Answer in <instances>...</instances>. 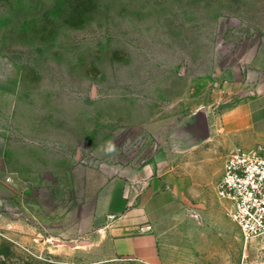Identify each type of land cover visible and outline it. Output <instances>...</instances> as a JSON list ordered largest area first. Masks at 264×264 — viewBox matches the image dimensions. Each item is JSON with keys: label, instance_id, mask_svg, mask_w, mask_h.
<instances>
[{"label": "rangeland", "instance_id": "obj_1", "mask_svg": "<svg viewBox=\"0 0 264 264\" xmlns=\"http://www.w3.org/2000/svg\"><path fill=\"white\" fill-rule=\"evenodd\" d=\"M260 81L264 0H0V264H264L216 195L232 148L264 155V119L222 121ZM167 169L153 263L87 238Z\"/></svg>", "mask_w": 264, "mask_h": 264}, {"label": "crops", "instance_id": "obj_2", "mask_svg": "<svg viewBox=\"0 0 264 264\" xmlns=\"http://www.w3.org/2000/svg\"><path fill=\"white\" fill-rule=\"evenodd\" d=\"M256 86L258 90L264 89V81H260ZM193 116H201L205 122L207 121V127L212 129L213 119L208 111L198 110ZM260 119H264V98L250 99L223 114V130L226 134L252 130ZM163 174L165 176L162 178L166 179V182H163L165 188L153 189L155 186L153 187L151 182V191L144 192L140 189L134 196L128 189L123 191L118 189L120 187L118 184L112 185L99 202L96 230L87 238H105L112 256L153 263L157 254L154 226L167 216L176 203L175 191L169 188V170L165 172L162 170Z\"/></svg>", "mask_w": 264, "mask_h": 264}, {"label": "built area", "instance_id": "obj_3", "mask_svg": "<svg viewBox=\"0 0 264 264\" xmlns=\"http://www.w3.org/2000/svg\"><path fill=\"white\" fill-rule=\"evenodd\" d=\"M216 195L244 242L264 235V155L232 148L216 184Z\"/></svg>", "mask_w": 264, "mask_h": 264}]
</instances>
